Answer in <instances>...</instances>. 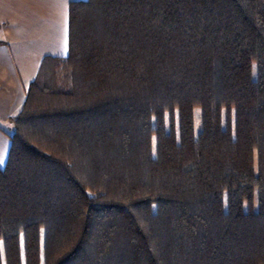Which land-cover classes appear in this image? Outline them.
I'll return each instance as SVG.
<instances>
[{"label":"trees","instance_id":"1","mask_svg":"<svg viewBox=\"0 0 264 264\" xmlns=\"http://www.w3.org/2000/svg\"><path fill=\"white\" fill-rule=\"evenodd\" d=\"M9 121L0 264H264V0L74 1Z\"/></svg>","mask_w":264,"mask_h":264},{"label":"crops","instance_id":"2","mask_svg":"<svg viewBox=\"0 0 264 264\" xmlns=\"http://www.w3.org/2000/svg\"><path fill=\"white\" fill-rule=\"evenodd\" d=\"M81 0H0V168L10 148L8 125L25 101L45 56L68 54L70 3Z\"/></svg>","mask_w":264,"mask_h":264},{"label":"rangeland","instance_id":"3","mask_svg":"<svg viewBox=\"0 0 264 264\" xmlns=\"http://www.w3.org/2000/svg\"><path fill=\"white\" fill-rule=\"evenodd\" d=\"M13 117V116H12ZM10 119V118H9ZM11 123V122H10ZM12 126V131H13V124L11 123ZM1 127L6 131V132H10L11 130L8 127V125L2 123ZM200 127V110L199 109H195L194 110V128H195V132H197L199 130ZM155 147V144H153V148ZM256 207V203L254 204V208Z\"/></svg>","mask_w":264,"mask_h":264}]
</instances>
